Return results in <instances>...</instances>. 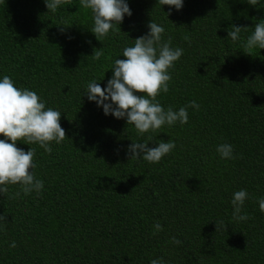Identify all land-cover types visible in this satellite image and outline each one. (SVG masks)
Listing matches in <instances>:
<instances>
[{
  "label": "trees",
  "instance_id": "trees-1",
  "mask_svg": "<svg viewBox=\"0 0 264 264\" xmlns=\"http://www.w3.org/2000/svg\"><path fill=\"white\" fill-rule=\"evenodd\" d=\"M126 2L132 15L100 41L80 0L55 13L45 0H0V79L10 76L59 110L67 136L50 143L51 154L17 142L35 149L30 171L44 187L17 198L19 185L0 193V264H151L161 257L165 264H264V49H243L264 20V0H184L171 12L158 0ZM151 20L171 47L184 50L169 70V91L157 99L165 109L193 100L200 107L187 109L186 124L141 136L126 118L105 115L86 91L92 80L107 86L114 60L125 58L123 49ZM233 25L247 27L235 42ZM99 48L104 55L95 60ZM149 137V147L168 140L176 147L155 164L130 158L128 145ZM222 143L233 146L235 159L221 158ZM241 189L249 193L241 213L249 219L235 221L231 201ZM221 220L226 228L216 231Z\"/></svg>",
  "mask_w": 264,
  "mask_h": 264
},
{
  "label": "clouds",
  "instance_id": "clouds-1",
  "mask_svg": "<svg viewBox=\"0 0 264 264\" xmlns=\"http://www.w3.org/2000/svg\"><path fill=\"white\" fill-rule=\"evenodd\" d=\"M72 0H45L48 11L55 13L61 5H71ZM256 6L259 0H247ZM160 5L174 7L180 10L184 0H158ZM80 7L90 9L94 21L91 29L98 40L106 38L110 32L120 31V25L125 15L131 16L132 11L126 0H80ZM64 26V25H62ZM70 26V25H69ZM150 29L145 35L135 39L134 46L123 49L124 59H115L112 76L107 81L106 87H101L97 80L87 84L86 95L89 101H95L102 106L104 114H111L117 119L126 118L128 125H133L139 135L148 132L156 133L163 126H172L179 122L181 125L188 123L189 107L199 110L200 105L191 101L188 105L174 110L171 106L165 109L157 99L160 94L169 91V82L172 80L170 69H173L182 54V48L171 47V37L163 39L165 28L154 21L148 24ZM246 26L233 25V30L228 31L232 41L241 39V31ZM63 33L64 27L60 28ZM185 40L189 37L185 36ZM264 49V20L256 23L254 31L247 36L243 43L246 54H252L253 49ZM104 55L103 49L95 50L93 59L99 60ZM61 112L51 107L46 108L45 101L33 90L18 88L12 78L4 75L0 79V193L8 194L9 185H19L20 190L11 198L21 195L27 196L35 191L37 194L44 187L43 180L37 179L30 171L35 168L34 157L36 151L29 148L25 151L17 147L18 141L28 145L38 144L45 152L51 154V142L62 143L66 136L65 129L60 124ZM149 137L145 142H132L127 151L130 158L143 160L149 163H159L163 157L170 154L176 147L172 140L161 141L156 146L149 147ZM217 152L223 159H235L233 146L222 143L217 146ZM249 193L245 189L236 191L231 201L233 205L232 219L246 221L249 216L242 213L243 205ZM259 209L264 213V198L259 199ZM0 220H6L0 215ZM226 228L224 221L216 222V231ZM155 232L163 230L162 225L156 222ZM154 232V234H155ZM174 244L182 241L173 237ZM16 247L15 241L10 245ZM151 264H165L163 257L153 259Z\"/></svg>",
  "mask_w": 264,
  "mask_h": 264
}]
</instances>
